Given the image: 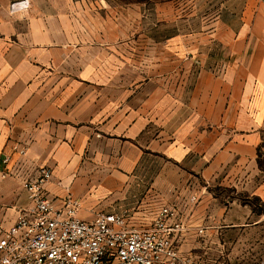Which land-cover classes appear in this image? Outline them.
I'll use <instances>...</instances> for the list:
<instances>
[{"label":"crops","instance_id":"1","mask_svg":"<svg viewBox=\"0 0 264 264\" xmlns=\"http://www.w3.org/2000/svg\"><path fill=\"white\" fill-rule=\"evenodd\" d=\"M207 1L208 26L166 45L171 72L148 80L153 90L113 91L103 82L114 78L67 70L70 47L51 44L33 13L9 9L24 0H0V172L49 171V199L60 207L71 195L88 223L117 214L144 229L167 206L182 224L171 238L180 254L235 264L211 247L241 227L242 206L207 187L251 178L241 168L264 138V0ZM31 209L17 179L0 180V233Z\"/></svg>","mask_w":264,"mask_h":264},{"label":"rangeland","instance_id":"2","mask_svg":"<svg viewBox=\"0 0 264 264\" xmlns=\"http://www.w3.org/2000/svg\"><path fill=\"white\" fill-rule=\"evenodd\" d=\"M24 2L22 7L13 4L9 9L33 13L38 18L35 25L49 30L51 44L70 47L64 50L67 70L83 77L114 78L103 82L113 91L122 87L132 91L144 83L147 91L153 90L148 80L171 72L168 62L174 56L166 45L179 39L184 43L188 34L207 27L206 14L211 10L207 0ZM74 45L82 46L81 50H74ZM122 77L128 83H121ZM241 171L251 173V178L242 176L235 180V188L222 180L211 181L207 187L220 203L242 206L236 213L241 227L223 233L211 253L227 256L235 264H264V138L255 162ZM201 254V250L196 253L197 264H201Z\"/></svg>","mask_w":264,"mask_h":264},{"label":"built area","instance_id":"3","mask_svg":"<svg viewBox=\"0 0 264 264\" xmlns=\"http://www.w3.org/2000/svg\"><path fill=\"white\" fill-rule=\"evenodd\" d=\"M8 178L19 181L32 209L0 233V264H197L171 243L182 230L174 209L160 206L144 229L129 227L117 214H99L88 223L76 218L79 201L71 195L60 207L49 199V171L39 169L33 178L0 172V180Z\"/></svg>","mask_w":264,"mask_h":264}]
</instances>
